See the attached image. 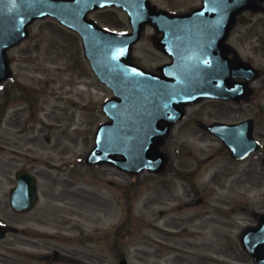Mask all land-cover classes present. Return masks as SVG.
<instances>
[{"label": "rangeland", "instance_id": "374dc122", "mask_svg": "<svg viewBox=\"0 0 264 264\" xmlns=\"http://www.w3.org/2000/svg\"><path fill=\"white\" fill-rule=\"evenodd\" d=\"M201 2L153 0L177 12ZM246 15L248 23L252 18L264 19L262 14ZM92 17L111 30L131 29L128 14L117 7L97 10ZM248 23L237 25L229 42L243 59L252 57V63L263 70L258 82L264 87V50L252 54L259 46L250 38L256 25ZM256 30L262 34L264 26L259 24ZM153 36V28L148 27L135 46L134 60L156 70L167 56ZM9 58L16 83L2 87L10 88L16 100L5 106L3 88L0 108L4 114L13 113L31 104L27 129L39 134L28 135L33 146L30 157L42 156L45 165L30 163L40 180L42 200L28 215L13 213L8 189L23 159L10 150L20 148L18 140L25 134H20L21 122L1 114L0 220L18 227L31 225L46 238L37 245L33 234L26 239L21 233L0 241V264H120L123 256L128 264H207L208 258L231 262L233 248L243 257L235 264H252L239 242L244 228L264 213V145L244 160H233L219 138L196 124L257 117L256 135L264 144V89L260 112L250 104L208 99L190 106L163 144L170 158L167 171L131 175L109 164L93 166L83 161L95 144L98 126L108 120L101 106L113 93L90 69L77 33L53 18L37 20L30 36L9 51ZM35 252L52 257L34 258Z\"/></svg>", "mask_w": 264, "mask_h": 264}, {"label": "water", "instance_id": "95a60500", "mask_svg": "<svg viewBox=\"0 0 264 264\" xmlns=\"http://www.w3.org/2000/svg\"><path fill=\"white\" fill-rule=\"evenodd\" d=\"M205 1L204 7L192 13L173 14L157 11L149 0H0V79L9 72L7 49L28 35V24L37 16H57L81 33L93 68L117 95L104 107L113 121L100 128L98 145L88 161H111L132 172L145 168L162 171L167 157L159 151V145L162 136L169 134L172 121L182 117L179 106L204 96L228 97L238 92V86L230 82L238 68L225 55L230 49L225 39L234 16L245 8H254L257 0ZM107 4H118L130 12L133 33H114L87 18L90 10ZM147 22L166 32L158 43L175 58L172 65L166 66V76L148 73L131 63L133 44ZM165 120L169 121L162 126ZM203 127L220 136L237 158H244L261 146L253 137L250 120ZM117 154L124 158L118 159ZM20 179L12 202L23 210L33 204L35 189L33 178L22 175ZM27 181L32 189L26 197ZM4 227L0 224V237L5 233ZM242 241L254 254L256 264H264V216L258 227L242 234Z\"/></svg>", "mask_w": 264, "mask_h": 264}, {"label": "flooded vegetation", "instance_id": "af4514ba", "mask_svg": "<svg viewBox=\"0 0 264 264\" xmlns=\"http://www.w3.org/2000/svg\"><path fill=\"white\" fill-rule=\"evenodd\" d=\"M29 140H30V138L29 137H27V136H25V137H22V138H20V140L18 141V145L19 146H26V147H28V142H29ZM23 158L24 160H25V163H27V160L24 158V156H15V158ZM23 168V167H22ZM14 181V180H13ZM14 235H16L14 232H11V233H8V234H6V236H5V238L4 239H2V240H5V239H15V236ZM26 239H29V237H26ZM35 244H37V245H39L40 244V242H36ZM232 256H233V258L235 259V258H237V259H239L240 258V256L239 255H237V254H235V250H233V254H232Z\"/></svg>", "mask_w": 264, "mask_h": 264}]
</instances>
